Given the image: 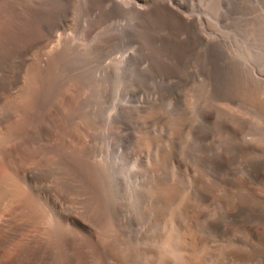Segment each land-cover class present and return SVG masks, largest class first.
I'll use <instances>...</instances> for the list:
<instances>
[{
    "label": "bare ground",
    "instance_id": "bare-ground-1",
    "mask_svg": "<svg viewBox=\"0 0 264 264\" xmlns=\"http://www.w3.org/2000/svg\"><path fill=\"white\" fill-rule=\"evenodd\" d=\"M38 15L34 0H0V264H264V234L248 230L261 216H248L246 196L264 202L263 160L254 158L236 181L233 155L195 162L203 172L209 164L212 182L202 170L190 176L157 145L149 113L136 139L149 161L126 162L131 187L115 198L118 171L94 142L82 93L57 84L55 57L32 54L44 39ZM252 87L244 90L249 99ZM216 112L220 127L243 131L239 111ZM241 139L244 152L250 145ZM124 200L139 214L133 229L118 219ZM193 207L201 221L189 216Z\"/></svg>",
    "mask_w": 264,
    "mask_h": 264
},
{
    "label": "rangeland",
    "instance_id": "rangeland-1",
    "mask_svg": "<svg viewBox=\"0 0 264 264\" xmlns=\"http://www.w3.org/2000/svg\"><path fill=\"white\" fill-rule=\"evenodd\" d=\"M34 2L44 39L32 54L46 53L51 61L55 57L57 84H72L70 89L82 93L84 111L97 125L94 142L103 160L118 171L112 192L120 195L115 198L131 187L130 179L124 180L129 160L149 161L136 151L141 118L149 113L157 119L148 130L160 138L159 147L170 150L176 170L201 172L209 182V164L203 175L195 162L233 155L230 168L238 173L236 181L254 158L260 157L264 166V0ZM249 84L255 92L251 99L244 91ZM224 107L245 118L237 136L217 123L216 111ZM178 124L183 129L171 140ZM240 139L252 148L238 151ZM246 196L247 215L261 216V226L248 230L264 234V202L258 207ZM190 210V217L202 220L200 208ZM118 219L133 229L139 214L124 200Z\"/></svg>",
    "mask_w": 264,
    "mask_h": 264
}]
</instances>
